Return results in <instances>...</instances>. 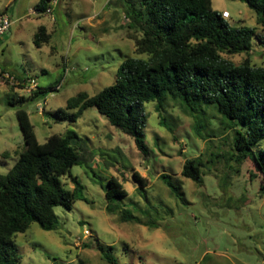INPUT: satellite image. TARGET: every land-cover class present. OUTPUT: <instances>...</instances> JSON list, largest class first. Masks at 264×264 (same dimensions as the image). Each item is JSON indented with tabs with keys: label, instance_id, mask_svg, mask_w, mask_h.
Masks as SVG:
<instances>
[{
	"label": "rangeland",
	"instance_id": "374dc122",
	"mask_svg": "<svg viewBox=\"0 0 264 264\" xmlns=\"http://www.w3.org/2000/svg\"><path fill=\"white\" fill-rule=\"evenodd\" d=\"M38 1L0 0V14L11 21L0 38L4 76L28 77L41 89H56L26 100V83L14 78L11 85L0 77V173L12 168L23 149L15 114L20 108L28 113L39 144L72 130L88 149H101L108 158L96 155L88 166L72 167L70 176L61 179L72 190L71 178H77L87 202L77 200L70 210L55 208L59 227L54 231L33 223L17 234L18 264H108L98 246L115 258L114 264H264V181L249 160L236 164L229 159L232 135L220 126L215 109L205 108L193 118L171 99L159 112L155 103L146 105L148 156L95 108L85 110L75 123L58 120L56 111L68 99L80 92L96 95L113 84L124 59L145 56L135 52L132 38L139 34L128 28L119 0H51L45 13L34 10ZM211 3L214 11L228 12L230 26L255 31L249 53L222 57L236 65L248 59L264 68V28L254 12L240 0ZM40 26L49 41L37 48L33 37ZM20 96L25 102L10 104ZM197 159L200 184L181 174L185 160ZM133 172L145 185L132 180ZM163 174L177 185L180 201L161 182ZM223 175L228 178L224 187ZM110 177L127 193L114 200V213L107 212L104 198ZM121 210L130 211L142 225L122 222ZM149 223L156 228L145 226Z\"/></svg>",
	"mask_w": 264,
	"mask_h": 264
},
{
	"label": "trees",
	"instance_id": "16d2710c",
	"mask_svg": "<svg viewBox=\"0 0 264 264\" xmlns=\"http://www.w3.org/2000/svg\"><path fill=\"white\" fill-rule=\"evenodd\" d=\"M240 1L254 12L257 25L264 28V0ZM50 2L39 0L34 10L45 13ZM118 2L128 28L139 34L132 38L135 52L145 58L124 59L112 85L92 97L85 92L76 94L67 100L65 108L57 109V119L75 123L85 110L95 108L110 126L133 140L142 156H148L144 133L148 120L146 105L155 103L159 112L163 102L171 99L193 118H198L205 108H213L220 117V126L232 135L229 159L236 164L249 160L264 181V68L252 65L248 59L236 65L222 57L249 53L254 29L230 26L221 12L213 10L211 0ZM114 3L109 2L118 6ZM48 41L45 27L40 26L33 37L35 47ZM16 79L20 83L28 81ZM55 90L37 86L26 100L44 98ZM16 99L12 97L10 104L25 102L24 97ZM15 114L23 149L12 168L0 173V264L20 262L15 237L24 234L31 224L46 232L54 231L59 227L55 208L70 210L77 200L87 202L84 186L77 178H71L72 190L62 185L61 179L70 176L72 167L88 166L96 155L108 158V153L101 149H88L72 130L52 135L39 144L28 113L20 108ZM159 124L164 125L163 121ZM108 164L104 163L106 167ZM200 166L198 159L185 160L181 174L200 184ZM227 179L224 175L221 178L223 187ZM132 180L139 186L145 185V180L135 172ZM160 180L180 201L178 187L170 176L160 175ZM126 195L120 182L110 177L104 191L107 212H117L114 200ZM119 213L122 222L142 225L130 211ZM145 226L156 228L151 223ZM97 249L102 260L115 263L109 252L99 246Z\"/></svg>",
	"mask_w": 264,
	"mask_h": 264
},
{
	"label": "built area",
	"instance_id": "2783aa9c",
	"mask_svg": "<svg viewBox=\"0 0 264 264\" xmlns=\"http://www.w3.org/2000/svg\"><path fill=\"white\" fill-rule=\"evenodd\" d=\"M221 17L224 18V19H228L229 18L228 12H226V11L221 12ZM10 25H11V21L8 18V16L6 14H0V38H2V36L6 32L9 31ZM4 73L0 72L1 79L8 80V82L11 83V85H14L13 84L14 82L12 80H14V78H15V81H16L17 80L16 77L14 75H12V74H9V73L5 74L7 76V77H5ZM24 79H27L28 81L27 82H23V84L26 83V87L23 90H28L29 91L28 93H31V92L35 91L36 88H37V85L34 84V81L32 79L28 78V77H25Z\"/></svg>",
	"mask_w": 264,
	"mask_h": 264
}]
</instances>
